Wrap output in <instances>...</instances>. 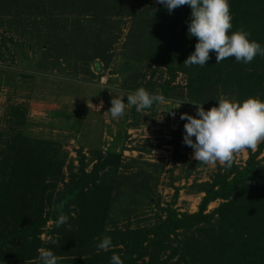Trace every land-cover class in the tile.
Segmentation results:
<instances>
[{
  "label": "trees",
  "instance_id": "16d2710c",
  "mask_svg": "<svg viewBox=\"0 0 264 264\" xmlns=\"http://www.w3.org/2000/svg\"><path fill=\"white\" fill-rule=\"evenodd\" d=\"M146 1L0 0V25L22 26L32 36L37 29L46 55L80 57L88 70V62L98 70L112 57L120 19L115 16L129 15L122 69L130 75L124 77V87H143L164 96L178 93L201 105L218 106L221 98L264 101V56L258 54L247 64L234 57L216 63L213 51L206 65L185 66L198 43L188 32L190 6L170 13L163 4ZM229 4L233 25L229 34L243 29L264 47V0H229ZM139 63L148 64L152 72L161 67L166 75L161 80L138 79L139 72L133 70L141 69ZM179 72L185 75L183 84L174 82ZM14 114L16 122L23 123L22 113ZM140 115L132 106V118ZM122 124L111 145L97 150L91 168L83 164L75 171L70 168L67 179L60 175L62 160L55 139L30 134L22 126L0 131V260L35 257L40 227L63 213L68 221L60 227L55 224L46 246L77 255L80 264H110L114 253L124 264H264V156L259 157L264 142L255 151L249 149L243 163L234 162L227 170L217 164L209 179L192 182L191 189L203 192L196 210L174 206L176 190L164 206L155 200L161 210L155 220L132 225L131 214L143 195L151 203L153 194L148 173L119 170L127 136ZM59 179L62 184L57 187ZM122 196L127 200L128 222L121 226L111 211ZM217 199V205L207 209ZM104 236L111 237L112 246L98 252Z\"/></svg>",
  "mask_w": 264,
  "mask_h": 264
},
{
  "label": "rangeland",
  "instance_id": "374dc122",
  "mask_svg": "<svg viewBox=\"0 0 264 264\" xmlns=\"http://www.w3.org/2000/svg\"><path fill=\"white\" fill-rule=\"evenodd\" d=\"M156 2L147 0L145 3ZM57 16L62 19L64 15L58 13ZM115 17L120 19L114 31L117 37L111 43L110 63L97 70L92 62H88L90 71L86 61L80 57L55 58L46 55L40 46L42 36L37 35V29H34L32 36L30 29L23 30L22 26L16 25L8 28L6 22L2 23L0 131L9 125L22 126L30 134L55 139L57 143L54 144L62 160L60 175L67 179L70 168L75 171L81 164L86 169L91 168L97 150L105 151L111 145L123 122L127 136L122 141V163L119 170L125 173H148L151 176L148 185L153 194L151 203H148L147 197L143 195L145 190L142 192L143 202L131 214V224L155 220L157 213L161 212L155 200L159 199L160 205L164 206L173 199L176 190L178 194L174 206L179 210H196L203 192L191 189L190 184L209 179L219 163L209 166L193 159L194 149L184 143V125L187 121L173 120L169 112L175 109L179 118L183 113L196 116L198 105L173 93L165 96L164 104L156 103L152 109L141 112L137 120L131 116L132 106L126 108L125 115L120 119H113L108 112L113 96L124 97L127 103V95L136 91L124 87L123 79L130 75V71L122 69L123 42L131 17L124 14ZM147 65L139 63L141 69L133 70L135 74L139 72L138 79L147 80L151 77L153 80H161L165 77L163 68L156 67L152 72ZM184 81V73L179 72L174 82L183 84ZM203 106L206 111L214 107ZM15 110L24 116L23 123L16 122ZM192 139L195 141V137ZM148 146L150 150L145 149ZM247 153L248 150L239 154L235 162L243 163ZM261 156H264V147L259 154ZM61 184L59 179L57 187ZM126 201V197L122 196L117 204H113L111 211L121 226L128 222L124 210ZM218 201L209 202L207 209L216 206ZM55 224L56 220L48 218L40 227L38 250L44 248L53 251L59 258L58 264H80L77 255L61 254L59 249H48L46 246ZM38 257L39 251L30 259L10 262L0 260V264H42Z\"/></svg>",
  "mask_w": 264,
  "mask_h": 264
},
{
  "label": "clouds",
  "instance_id": "9594fccd",
  "mask_svg": "<svg viewBox=\"0 0 264 264\" xmlns=\"http://www.w3.org/2000/svg\"><path fill=\"white\" fill-rule=\"evenodd\" d=\"M157 3L163 4L170 13L185 5L191 8L188 32L190 37L198 39V43L194 53L184 61L185 66L206 65L213 51L216 53V63L234 57L237 62L247 64L258 54L264 56V47L250 40L243 29L229 34L233 27L229 0H157ZM218 101V107L207 111L204 104L191 102L198 105L196 116L183 113L180 119L187 121L184 125V143L194 149L193 159L209 166L219 163L227 170L233 166L239 154L249 149L255 151L258 144L264 142V101L254 97L242 103L225 98ZM154 103L164 104L165 96L162 93L150 94L140 87L127 95V103L124 97L113 96L108 112L113 119H120L128 106H135L137 112H143L152 108ZM68 219L67 215L61 213L56 226L60 227ZM111 246V237L104 236L97 245V251H107ZM38 251L42 264H58L59 258L53 251L44 248ZM110 264H124V261L114 253Z\"/></svg>",
  "mask_w": 264,
  "mask_h": 264
},
{
  "label": "built area",
  "instance_id": "2783aa9c",
  "mask_svg": "<svg viewBox=\"0 0 264 264\" xmlns=\"http://www.w3.org/2000/svg\"><path fill=\"white\" fill-rule=\"evenodd\" d=\"M169 115L173 120H177L178 122L180 121V118L178 117V112L175 109H172L169 112Z\"/></svg>",
  "mask_w": 264,
  "mask_h": 264
}]
</instances>
